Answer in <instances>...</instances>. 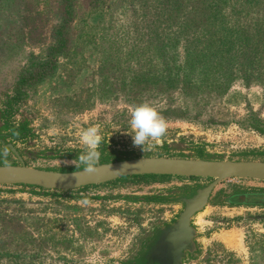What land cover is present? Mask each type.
<instances>
[{"label":"rangeland","instance_id":"374dc122","mask_svg":"<svg viewBox=\"0 0 264 264\" xmlns=\"http://www.w3.org/2000/svg\"><path fill=\"white\" fill-rule=\"evenodd\" d=\"M171 1L72 0L66 51L12 104L11 124L27 121L33 138L13 141L0 129V141L26 166L57 172L81 169L71 162L83 151L80 130L89 126L102 135L101 164L158 157L264 162L263 15L257 21L264 0ZM60 4L0 0V115L15 101L17 83L50 60ZM139 104L168 123L155 151L142 153L124 134ZM7 151L11 160L3 164L16 165ZM209 182L130 177L70 192L0 186V264H122L136 235L182 205L119 196ZM245 188L264 183L222 182L193 219L203 235L195 264H264V207L242 204L248 194L235 191ZM229 234L239 245L225 241Z\"/></svg>","mask_w":264,"mask_h":264},{"label":"water","instance_id":"95a60500","mask_svg":"<svg viewBox=\"0 0 264 264\" xmlns=\"http://www.w3.org/2000/svg\"><path fill=\"white\" fill-rule=\"evenodd\" d=\"M17 161L16 165H0V186L35 187L49 191L70 192L90 186L139 176H169L208 179L189 197L175 201L182 205L174 223L156 240L153 258L165 264H181L185 251H193L197 230L193 219L208 205L216 187L228 180H246L264 183V162L261 161H211L183 158H132L101 164L88 173L82 170L65 172L41 170L26 166L19 151L11 144L0 141Z\"/></svg>","mask_w":264,"mask_h":264},{"label":"trees","instance_id":"16d2710c","mask_svg":"<svg viewBox=\"0 0 264 264\" xmlns=\"http://www.w3.org/2000/svg\"><path fill=\"white\" fill-rule=\"evenodd\" d=\"M171 1V0H169ZM183 3L186 0H177ZM190 1V0H187ZM171 2H174L172 0ZM179 2V4H180ZM258 3V2H256ZM258 9L262 8V5L258 3ZM260 7V8H259ZM58 11L60 13V16L62 18V23L54 30L53 35L55 37V45H53L48 52V57L49 61L39 65L35 71L30 75L23 77L18 83H17V88H16V96L13 98L15 101H12L10 107L8 108L7 112H3L1 116V119H3L2 126L0 129L2 131H10V134L8 136L13 140L17 142H23V141H29L30 139L33 138V131L29 127L27 121L21 122L18 126H14L10 122V117L12 114V104H16V99H20L22 97L21 93V88L27 84L33 81V79L44 77L45 75L51 74L53 72V69L55 68V63L53 61L54 56L59 53H63L66 51L65 47V39L67 35V28L69 25L72 23L73 20V7H72V0H61V4L58 6ZM260 15H263L264 18V11L262 13L258 14L259 19H257L258 22H260L261 17ZM170 18V16H168ZM260 34H263L264 36V31H260ZM4 149L0 147V165H5L3 164L4 161H10L11 157L9 155V152L7 156L3 155ZM197 155L198 157L201 158L202 151L197 150ZM3 156V157H2ZM2 158V160H1ZM82 170V168L80 169ZM139 177H145V178H178V177H169V176H139ZM188 179H195V178H188ZM117 181V180H116ZM91 187V186H90ZM28 188H35V187H28ZM88 188V187H85ZM81 188V189H85ZM39 189V188H36ZM78 189V190H81ZM193 192L194 188H183V189H178V188H167V189H159L154 192H151L146 195H131V196H119L117 200H121L125 203H134V204H145V205H166V204H171L173 201H175L178 196V194L183 193V192ZM235 193H238L240 195H247L249 196L248 200H240V202L244 205H250L253 207H264V189H256V188H251V189H237Z\"/></svg>","mask_w":264,"mask_h":264},{"label":"clouds","instance_id":"9594fccd","mask_svg":"<svg viewBox=\"0 0 264 264\" xmlns=\"http://www.w3.org/2000/svg\"><path fill=\"white\" fill-rule=\"evenodd\" d=\"M129 126L130 132L124 131V134L131 136L133 147L139 148L142 153L155 151L168 129L167 121L149 104H139L132 109ZM79 135L83 151L71 163L76 168L93 173L101 156L102 135L97 126L83 128ZM7 154L5 148L3 155ZM81 203L87 205L89 201L85 198Z\"/></svg>","mask_w":264,"mask_h":264},{"label":"flooded vegetation","instance_id":"af4514ba","mask_svg":"<svg viewBox=\"0 0 264 264\" xmlns=\"http://www.w3.org/2000/svg\"><path fill=\"white\" fill-rule=\"evenodd\" d=\"M195 191V189H194ZM193 192H183L179 193L175 198H184L191 196ZM213 202L212 197L209 200V204ZM179 214V213H178ZM178 214L174 215L171 219L164 220L163 222H157L149 225L144 231L139 233L133 239L131 245L128 248L127 254L121 261L122 264H165L163 260H157L153 258L154 250L153 246L158 239L163 234V231L171 226L176 220ZM194 226V223H192ZM198 242L195 241L194 250L189 252L185 251L181 258V264H195L200 260V255H202V239L203 235L199 231L195 236Z\"/></svg>","mask_w":264,"mask_h":264},{"label":"bare ground","instance_id":"6f19581e","mask_svg":"<svg viewBox=\"0 0 264 264\" xmlns=\"http://www.w3.org/2000/svg\"><path fill=\"white\" fill-rule=\"evenodd\" d=\"M224 239L229 245H234V246L239 245L238 240L240 242L239 237L235 234L226 235V237H224Z\"/></svg>","mask_w":264,"mask_h":264}]
</instances>
